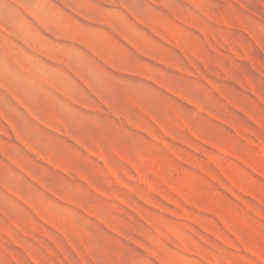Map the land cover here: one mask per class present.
I'll list each match as a JSON object with an SVG mask.
<instances>
[{"label":"rangeland","instance_id":"rangeland-1","mask_svg":"<svg viewBox=\"0 0 264 264\" xmlns=\"http://www.w3.org/2000/svg\"><path fill=\"white\" fill-rule=\"evenodd\" d=\"M0 264H264V0H0Z\"/></svg>","mask_w":264,"mask_h":264}]
</instances>
